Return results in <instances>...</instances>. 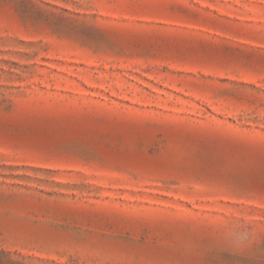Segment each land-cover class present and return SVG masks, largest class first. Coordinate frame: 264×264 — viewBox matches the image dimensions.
Masks as SVG:
<instances>
[{"label": "rangeland", "instance_id": "374dc122", "mask_svg": "<svg viewBox=\"0 0 264 264\" xmlns=\"http://www.w3.org/2000/svg\"><path fill=\"white\" fill-rule=\"evenodd\" d=\"M0 264H264V0H0Z\"/></svg>", "mask_w": 264, "mask_h": 264}]
</instances>
